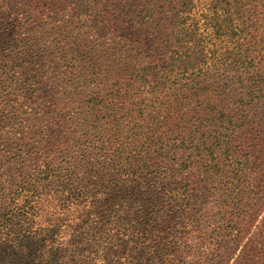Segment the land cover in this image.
I'll return each instance as SVG.
<instances>
[{"label": "trees", "instance_id": "16d2710c", "mask_svg": "<svg viewBox=\"0 0 264 264\" xmlns=\"http://www.w3.org/2000/svg\"><path fill=\"white\" fill-rule=\"evenodd\" d=\"M43 81L67 148L15 111L0 264H264V0H0V89Z\"/></svg>", "mask_w": 264, "mask_h": 264}, {"label": "rangeland", "instance_id": "374dc122", "mask_svg": "<svg viewBox=\"0 0 264 264\" xmlns=\"http://www.w3.org/2000/svg\"><path fill=\"white\" fill-rule=\"evenodd\" d=\"M68 7H69V10L67 11V14L71 11V9L75 8L73 4H70ZM6 18L8 22H10V18L9 17H6ZM145 62L146 60L144 59L142 63H145ZM46 85L47 83H44L43 81V84L39 86L40 89L38 90V92H36L35 94L30 93L25 98V101H18L19 103L16 101L17 99L12 96L10 91L5 90L7 88L0 89V121H1L0 125L6 126V129L0 132V159L3 156L5 162L9 161L7 157L9 156L13 147L15 146L11 142L13 140H16V138L19 139L23 137L22 135H19L14 130H12L10 126V121H12V118L15 116L14 113L17 110L21 111V113L23 114L22 117L24 119H27V126H29V129L31 128V126L39 122L38 127H41V134H42L40 135V139L44 140L45 144L47 141H50L51 136H54V139L57 138L58 143L65 142L64 148H67V138H66L67 129H64L63 127L60 129H57L55 127H52L49 123L50 119H52L53 117L60 118L62 116L60 113L65 114L67 112V109L64 110L63 107L57 110L59 107L57 100H59V98H63V93H65V89H60L59 87L53 88L49 84L48 86ZM149 98L150 96H148V99ZM63 100L65 103H67V98H63ZM175 107H176V110L179 111L177 113L185 112V108H183L182 106L177 105ZM177 113H174V116H177ZM184 119L186 120V123H182L181 126L178 122L180 128H182V126L185 124L187 126H191L192 122L194 121L193 113H188V116H185ZM184 156L186 157V155ZM184 156L176 155L174 157L175 160L171 162L173 165V168H177L176 165L179 164L182 161V159H184ZM33 158L34 157L32 156L29 157L27 165H30L33 163ZM167 170H168V167H164L161 170V172H166ZM7 173L10 176L4 179H7V180L9 179V181L12 182L14 178L13 176L14 170L10 169L8 170ZM200 181H201V178H196L192 182L198 183ZM17 220L20 222L22 219H20V217H17L16 220L14 221V225H13L14 227H18L17 225H15L17 223ZM5 234H8V233L6 232ZM32 256L34 257L35 255L32 254Z\"/></svg>", "mask_w": 264, "mask_h": 264}]
</instances>
